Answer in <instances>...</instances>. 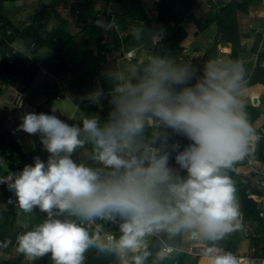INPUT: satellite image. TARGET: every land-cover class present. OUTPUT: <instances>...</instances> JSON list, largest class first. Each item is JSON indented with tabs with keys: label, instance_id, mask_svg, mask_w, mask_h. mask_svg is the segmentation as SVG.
Wrapping results in <instances>:
<instances>
[{
	"label": "clouds",
	"instance_id": "1",
	"mask_svg": "<svg viewBox=\"0 0 264 264\" xmlns=\"http://www.w3.org/2000/svg\"><path fill=\"white\" fill-rule=\"evenodd\" d=\"M102 26L97 21V27ZM243 72L238 63L229 67L210 61L203 77L191 83L186 67L154 58L135 83L120 76L109 121L104 127L96 118L83 121L95 158L114 170L103 178L71 159L82 144L80 128L54 114H25L18 130L41 134L50 156L46 163L35 157L34 165L0 183L11 181L8 189L14 190L22 210L31 212L38 206L48 219L18 235L16 251L29 260L51 253L55 264H82L95 240L76 222L53 218L65 212L87 221L121 217L122 235L106 246L121 257L139 252L144 237L154 232L189 230L216 241L234 231L239 212L227 170L245 158L255 135L239 92ZM152 118L190 141L175 157L186 178L173 181L167 155L149 160L121 155ZM165 185L168 197L162 201L157 192ZM208 252L211 255V249ZM147 255L134 256V264H144ZM210 264L240 262L233 254L222 253L211 256Z\"/></svg>",
	"mask_w": 264,
	"mask_h": 264
},
{
	"label": "crops",
	"instance_id": "2",
	"mask_svg": "<svg viewBox=\"0 0 264 264\" xmlns=\"http://www.w3.org/2000/svg\"><path fill=\"white\" fill-rule=\"evenodd\" d=\"M231 1L211 0L214 5L212 7L208 0H197L192 11L180 17L181 22L178 27L184 31L185 38L178 45L182 51L186 50V53H192L188 57V62L193 73L199 77H203L210 61H215L222 66H231L229 58L232 50L231 42L223 41L217 32L216 24L211 22L219 8L228 5ZM234 1L237 4H243L242 9L235 13V33L243 39L238 60L246 67L247 75L241 84L249 80L253 81L251 85L239 90L240 97L245 106H252L260 111V117L254 124L255 135L248 145L246 156H251L255 149V143L261 138L258 136L264 131V0ZM140 2L146 16L151 19L156 17L157 21L155 1L140 0ZM111 3V0H89V3L88 0H15L3 3L0 19L12 29V36L6 42L8 47L15 51L16 58L13 57L14 65L10 71L3 72L0 69V139L4 136L11 138L18 145L20 153L29 159L28 165H33L35 157H39L41 161L46 163L50 154L41 142V134L29 135L18 130V125L22 123V117L25 114L29 112L54 114L70 126L80 128L81 134L85 135L87 133L83 131V121L88 118L98 120L107 101L110 100L113 103L118 95L114 89L122 83L119 77L123 76L130 79L138 66L152 58L155 46L153 37L147 36L141 42L133 45L122 42L120 48H113L111 34H115L122 41L123 38L134 32L129 23H118L119 32H114L106 19L96 18L103 23L101 29L105 33L100 43L91 34L89 28L96 20L94 14L102 12ZM88 7H91L90 11L86 10ZM171 10L174 12L175 7ZM31 24L35 27L40 45L34 51H25L18 35ZM174 27L173 23L164 26L163 35L169 36ZM99 31L101 30L99 29ZM57 33L66 34L63 53L70 55L66 72L62 77H55L45 67L46 60L52 55L50 37ZM152 34L150 35L152 36ZM258 37L260 38L259 45L254 51V44ZM58 38L56 41L60 42L62 38L60 36ZM169 50L170 46L167 43L165 53L160 58H164L175 65L178 58L174 52ZM108 53H115L117 56H113L112 59L114 60H110ZM186 53L181 52L178 57H183ZM0 54H3L1 44ZM98 56H104V60L96 64L93 61ZM121 58L130 63V69L127 65L120 68ZM84 59L86 60L83 61ZM260 66L263 69L258 70V73L255 74L254 71ZM94 79L99 80L98 85L94 83ZM95 91H99L102 95H95ZM103 95H107V98ZM254 102L258 104H253ZM167 127L162 122L152 118L146 119L144 129L157 128L162 131ZM81 134L79 139L82 144L71 154V159L78 165L83 164L85 167H89L93 155L87 146L86 139L82 138ZM36 136L39 137L42 147L40 152H37L35 148L38 142ZM176 138L173 143L188 140L186 137L180 138L178 136ZM6 141L5 144L8 145L9 141ZM171 146L172 144L165 145L160 150V156L166 155L172 149ZM13 147L14 145L8 146L6 150L12 149L13 154L15 149ZM148 154L149 159H151L149 152ZM121 155L125 159L129 156L125 150H122ZM133 156L137 157L138 154L134 153ZM246 156L234 163L235 173L232 176V182L235 185L245 178L251 181L252 177ZM17 163H21V161L17 160L10 166H14L16 170L15 165ZM256 166L264 171V163L258 162ZM168 167L172 170L173 181L180 180L177 167L172 164H168ZM255 190L257 189L255 188ZM249 197L261 207L264 194L263 196L261 194L260 196ZM166 199L162 197L161 200L165 201ZM37 212L38 210L34 208L31 212H25L18 206V200L12 197L9 189H0V213H10L15 219L12 227L14 231L7 236L10 244L17 239L18 235L33 230ZM242 218L243 216L239 214L236 223L239 224ZM55 219L64 220L60 216H55ZM96 219L99 220L95 218L92 221H87L70 215L67 218V220L79 222L80 226L86 229H96L104 236L103 247L116 254L114 262L111 264H134V256H143L145 252L148 255L144 259V264H210L211 256L225 253L218 248H213L211 255H209L206 238L202 236L193 237L191 231L185 230L177 234H171L167 231L149 234L144 237L145 246L139 252L133 255L128 251L121 257L119 253L106 247L109 241L119 239L116 234L122 235L120 229L113 221L109 220L102 221L114 224L118 231H112L110 228H98ZM113 220L123 223L121 217ZM241 229L243 232L241 231L239 234L238 247L234 256L240 259H259L258 254L249 248L248 228ZM166 247L173 248L174 253L167 254ZM14 258H16L14 251H5L1 247L0 260H13ZM37 261L41 263L42 257L31 260L25 257L23 264H38ZM239 262L240 264H248L244 260Z\"/></svg>",
	"mask_w": 264,
	"mask_h": 264
},
{
	"label": "trees",
	"instance_id": "3",
	"mask_svg": "<svg viewBox=\"0 0 264 264\" xmlns=\"http://www.w3.org/2000/svg\"><path fill=\"white\" fill-rule=\"evenodd\" d=\"M7 1H15V0H0V11L2 9L3 3ZM154 1L156 3V12H157V21L155 23L152 22L151 18H148L146 16L140 0H111L112 3L108 6H111L113 8L117 16L116 17L117 23H123V22L129 23L134 31L127 37L123 38L122 41L115 34H111L110 37L112 38L113 41V48L114 49L120 48L122 42L125 44L133 45L141 42L147 36H149L150 38L153 37L155 42L153 56L150 60L143 62L140 66L136 68L134 74L130 78L132 83H135L137 79H139L144 75V69L154 58H160L163 56V54L165 53V45L168 43L170 46L169 51L174 52V55L178 58L175 65L180 67H186L191 73L190 82L195 83L197 79L202 77L197 76L191 70V66L188 62V57H190L192 53L187 52L185 56L178 57L179 53L181 54L182 52L178 44L183 38H185V33L181 27H178V24L181 22L180 17L182 15L192 11L197 0H174V5H173L175 7L174 12L171 10L172 6L171 7H168L170 5L166 6L165 0H154ZM208 3L212 7L214 6L211 0H208ZM242 6L243 4L241 3L237 4L234 0H232L228 5L219 8L218 13L212 17L211 22H214L216 24L217 32L221 36L222 40L231 42L232 50L229 56L231 61V66L234 63H238L239 66H242L244 70L243 72V80H244L245 77L247 76L246 67L242 65L241 62H239L238 60V53L241 50L243 39L242 37L239 38L235 33V13L237 10L242 9ZM90 8L91 7H88L86 10L90 11L91 10ZM105 19L107 22L109 21V18H105ZM97 21H98L97 19L94 20L92 26L89 29L91 31V34L97 38V42L100 43L105 31L102 30L101 27H97ZM170 23H173L175 27L171 30L169 36H165L162 33L163 28L164 26H167ZM99 29L101 31H99ZM150 34H152V36ZM59 36L62 39L60 40V42H57L56 39ZM18 37L22 43V46L25 47L24 48L25 51H34V49H36V47L40 45V41L37 38V32L33 24H31L30 27L23 29V31L18 35ZM65 37L66 34L63 33H57L50 37L52 55L46 60L45 67L55 77H62L66 72V67L68 66V59L70 55L63 53ZM259 41L260 38L258 37L254 44L255 46L254 51H256L258 47ZM0 44H1L2 53H5L8 47L2 41H0ZM110 54L112 53H108V55ZM13 57L16 58V55L14 54ZM85 60L86 59H84L83 61ZM103 60H104V56L102 57L98 56L93 62L98 64L100 61ZM126 65L129 67V69L131 68L130 63H128L126 59L121 58L119 65L120 68H123ZM11 69L12 66H7V65H3L1 68L3 72H8ZM262 69L263 67L260 66L257 70L254 71V73L257 74L258 70H262ZM83 78L85 79V77ZM252 82H253L252 80L251 81L249 80L246 83L241 84L240 90L245 86L251 85ZM253 104L257 105L258 103L254 102ZM113 109H114V104L110 102V100L107 101L104 110L100 112V118L97 120L98 125L100 127H104L106 122L109 121L110 113L113 111ZM244 110L247 113L248 122L250 123V125L252 126L255 132L254 124L260 117V111L252 106H245ZM173 133H175L173 130L164 133L157 128H146V129L143 128V130L133 138L131 144L126 148H123V150H125L129 154L127 159H130L134 153H137L138 158L149 160L150 156L146 150L147 147L154 146L155 148L161 150L165 145L173 144V142L177 139V138L169 139L170 134ZM81 135L82 138L86 139L87 146L89 147V150L93 155V160L91 161V163H89V167L94 171L100 173L102 178L111 175L114 170L105 167L99 160L95 158L94 143L89 138L88 134L85 135L81 134ZM80 137L81 136H79V138ZM36 138L38 142L35 148L37 152H40L42 147L40 144V140L38 139L39 137L36 136ZM6 140L9 141L8 145L5 144L7 142ZM189 143H190L189 140H184L179 143L180 149L172 148L166 154L169 158L168 164L170 165L172 164L177 167L178 175L180 179L186 178L187 173L185 170L180 168L179 164L176 163L175 157L180 151H183V149L187 147ZM12 145H14L13 148H15L14 153L12 154L11 152L9 156H6L5 155L6 148ZM263 148H264V137H261L255 143V149L251 155L254 161L259 163H264ZM0 158L8 163L9 168L11 164H14L17 162V160H20L21 163H17L15 165L16 166L15 171L17 172L22 171L24 166L28 165V163L30 162L27 157L23 156V154L20 153L18 145H16V143L12 141L11 138L9 139L6 136L0 139ZM32 164L34 165V163ZM230 179L232 180V177ZM233 185L236 188L235 198L238 204V212L243 216V218L241 219V222L239 224L235 222L238 225L235 228V230L226 234L222 239L216 241H209L206 239V247L208 249L218 248L225 253H231L234 255L238 247L239 234L241 233V231L243 232V229L241 228H248V239L250 243L249 248H252L254 250V253L258 254L259 258H263L264 257V252H263L264 220L261 217L262 211L258 206V203L249 197V196H260L261 192L259 190H255V188L252 187L251 181L248 178L242 179L241 182L238 183L237 185L233 183ZM157 195L160 199H162V197L165 198L168 197V193L166 191V185L160 187V189L157 192ZM34 209L38 210L34 224V229H35L36 226H38L39 224L43 223L45 220L48 219V215L46 212L41 211L38 206L34 207ZM53 211L57 212L58 210L53 209ZM56 216H60L64 220H66L69 217V214L65 212ZM53 218H55V216ZM14 223H15V219L14 217L12 218L10 213H0V249L1 247H3L5 251H10V252L14 251L16 253V258H14L13 260H0V264H21L25 258L23 254L18 253L16 251L17 240L13 241L11 244L9 243V240H7L8 234L14 231L12 228ZM76 223L79 224V222ZM96 224L98 228H102V229L110 228L112 231L115 232L118 231V229L114 224H111L110 222L107 221L96 219ZM85 230L89 233L90 237L94 238L95 243L92 246H90L83 254L84 259L82 263L84 264L113 263L116 254L109 252L103 247L105 242L104 236H102V234L96 229L85 228ZM120 236H121L120 233L116 234L117 238H119ZM6 241L8 243L6 246H4ZM38 264H55V262L52 259L51 253H47L44 256H42V262Z\"/></svg>",
	"mask_w": 264,
	"mask_h": 264
},
{
	"label": "built area",
	"instance_id": "4",
	"mask_svg": "<svg viewBox=\"0 0 264 264\" xmlns=\"http://www.w3.org/2000/svg\"><path fill=\"white\" fill-rule=\"evenodd\" d=\"M95 18H109V25L111 26V30L114 32H119V25L117 23V19L116 16L113 12V9L108 6L106 7L102 12H96L95 13ZM12 36V29L9 26H6L1 20H0V41L4 42V44L8 47V44L6 41H8V39ZM9 48V47H8ZM7 53V54H5ZM5 53L0 54V69L2 68L3 65H7V66H13L14 65V59H13V55L15 54V51L12 49H8ZM182 53H186V50H183ZM95 84H99V80L98 79H94L93 80ZM99 93V94H98ZM101 96L102 93H100L99 91H95V95ZM105 98H107V95H103ZM258 137H264V131H262L260 133V135ZM171 148L173 149H180V144L178 142H175L172 144ZM147 151L150 153L151 158L153 157H157L160 156V150L153 147V146H148L147 147ZM12 152V149L10 150H5V155L9 156ZM246 162L250 168V174H251V184L252 187L256 188L257 190H259L263 196L264 194V171H262V169L258 166H256V164L258 162L254 161L252 159L251 156H246ZM19 172L17 171H12L9 168V165L6 161H4L3 159L0 158V179L6 178L12 174H18ZM11 181H6L5 183H0V189H8V183H10ZM12 197L17 199L14 190H10ZM261 211H262V219L264 220V200L261 201V207H260ZM99 220H109V221H113L117 227L120 229V225L122 223L116 222L114 221L111 217L110 218H98ZM167 254H173L174 253V249L171 247H166L165 249ZM131 252V251H130ZM131 254L135 255L134 252H131ZM238 261H247L248 264H264V257L263 258H259V259H252V258H237ZM84 264V263H82Z\"/></svg>",
	"mask_w": 264,
	"mask_h": 264
},
{
	"label": "rangeland",
	"instance_id": "5",
	"mask_svg": "<svg viewBox=\"0 0 264 264\" xmlns=\"http://www.w3.org/2000/svg\"><path fill=\"white\" fill-rule=\"evenodd\" d=\"M165 2H166V6H168V5H170V7L172 6V7H174L173 5H174V0H165ZM171 7V8H172ZM116 54L114 53V54H110L109 55V58H110V60H114V59H112L113 58V56H115ZM117 56V55H116ZM128 56V55H127ZM118 57H119V55H118ZM99 118H100V116H99ZM180 137V138H182V137H184L183 135H181V134H177L176 132L175 133H173V134H170V136H169V139H172V138H176V137ZM161 153V152H160ZM112 218L113 219H119V216L118 215H113L112 216ZM33 230H34V228H33ZM17 239H15V241H16ZM25 259V258H24ZM37 263H38V261H37ZM21 264H23V262L21 263Z\"/></svg>",
	"mask_w": 264,
	"mask_h": 264
},
{
	"label": "water",
	"instance_id": "6",
	"mask_svg": "<svg viewBox=\"0 0 264 264\" xmlns=\"http://www.w3.org/2000/svg\"><path fill=\"white\" fill-rule=\"evenodd\" d=\"M155 21H156V17H153L152 22H155ZM57 40L59 41V38ZM171 130H172L171 128L167 127L165 129H163L162 131L164 133H166V132H169ZM10 167H11L12 171H15L14 166H10ZM234 173H235V166H233L230 170H227V174L229 175L230 178L234 175ZM193 237H196V236L193 235ZM263 251H264V249H263Z\"/></svg>",
	"mask_w": 264,
	"mask_h": 264
}]
</instances>
